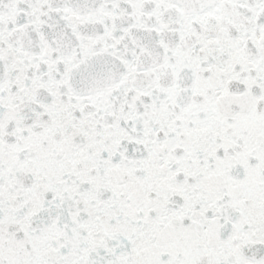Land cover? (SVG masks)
I'll list each match as a JSON object with an SVG mask.
<instances>
[{
    "label": "snow or ice",
    "instance_id": "obj_1",
    "mask_svg": "<svg viewBox=\"0 0 264 264\" xmlns=\"http://www.w3.org/2000/svg\"><path fill=\"white\" fill-rule=\"evenodd\" d=\"M0 264H264V0H0Z\"/></svg>",
    "mask_w": 264,
    "mask_h": 264
}]
</instances>
